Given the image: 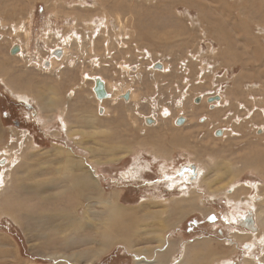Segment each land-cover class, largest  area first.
<instances>
[{
    "label": "rangeland",
    "instance_id": "obj_1",
    "mask_svg": "<svg viewBox=\"0 0 264 264\" xmlns=\"http://www.w3.org/2000/svg\"><path fill=\"white\" fill-rule=\"evenodd\" d=\"M3 157L0 264H145L160 229L162 264H264V0H0ZM82 170L130 234L91 220L106 205L76 197ZM72 208L89 226L56 227Z\"/></svg>",
    "mask_w": 264,
    "mask_h": 264
},
{
    "label": "bare ground",
    "instance_id": "obj_2",
    "mask_svg": "<svg viewBox=\"0 0 264 264\" xmlns=\"http://www.w3.org/2000/svg\"><path fill=\"white\" fill-rule=\"evenodd\" d=\"M11 50H12V52L13 53H15L16 51H20V46L19 45H17V46H13L12 48H11ZM63 54H65V50L64 49H61V48H59V47H56L53 51H52V55H54L55 57H61ZM42 65L44 66V67H48L49 68V66H53V61H43V63H42ZM157 67V66H156ZM158 68H160V65H159V67ZM91 77V76H90ZM93 78V80L95 79V82H94V84L92 85V90H93V93H94V95H95V97L97 96L96 95V91H95V85H96V83L100 80L102 83H103V87H104V90H105V93H106V95L109 97L110 96V93H109V90L107 89L108 87H107V85H106V83H105V81L100 77V76H95V77H92ZM118 94H120L125 100H127V99H130L131 97H132V93L131 92H127V91H125V92H121V93H118ZM106 95L104 96V97H99L100 98V100L101 99H104V98H106ZM97 98V97H96ZM99 98H97V99H99ZM219 98V97H218ZM218 98H216V100H218ZM199 100V99H198ZM52 104H53V102H52ZM98 106H101L99 109H101V112H103V110H104V108L102 107V105H98ZM214 106V105H213ZM179 118V117H178ZM183 118V117H182ZM151 120V119H150ZM219 133H221V130L219 131ZM215 134H216V132H215ZM1 162H3V163H7V162H11V159L10 158H6V157H3V158H1V160H0ZM12 163V162H11ZM74 166V165H73ZM76 167H78V165L76 164L75 165ZM191 167L193 166V165H190ZM189 166V167H190ZM194 169H193V171H192V173L191 172H189L188 170H184V172H182V179L183 180H185V181H187V180H191L192 179V177L193 176H195L196 174H197V168L196 167H193ZM199 171L200 170H198V174H199ZM74 173L75 172H73V174L72 175H74ZM76 173H78V182H79V184H78V186H80V189L79 188H77L78 189V194H76V197H78L79 199L80 198H85V199H88V200H90L91 201V199H92V202L91 203H93L94 201H93V199H96L95 200V202L94 203H103V205H106L104 208H103V210H104V212H100V210H99V212H97V213H93V215H92V218H91V220H93V219H96V220H100V223H101V221H102V223L104 224V227L107 229V230H109L110 228L111 229H113L114 230V233H115V231H116V233H118V234H120V233H122L124 236H126L127 234H130L131 233V226H130V224L128 223V221H127V215H129L128 214V211L127 210H124V208H122V206L120 207L118 204H116V202L115 203H113V202H111L110 200H108V199H106V198H103V196L101 197V191H97V190H99V188L98 187H95L96 185L93 183V181L91 180V179H89L88 177H87V175L84 173V170H82V171H78V172H76ZM121 177H124V176H129V175H133V171L130 169L129 170V168L128 169H126L125 171H123L121 174ZM76 176V175H75ZM75 176H72V178H71V182H72V184L71 185H73L74 184V180L75 179H73V178H76ZM132 177H135V176H132ZM64 178H66V177H64ZM60 180H64V179H60ZM66 181V180H65ZM68 181V180H67ZM70 182V181H69ZM77 184V183H76ZM76 184H74V186L76 185ZM95 185V186H94ZM97 188V189H96ZM68 189H71V187L70 188H68ZM85 189H90V190H92L93 191V195L91 194L90 195V193H85ZM63 190V189H62ZM94 190H96V192H94ZM36 192V191H35ZM71 192H73V191H71ZM76 192V193H77ZM71 195H72V193H70ZM73 197H75V196H73ZM252 199H254V200H257V199H260V196H258V195H255V196H253V198ZM83 202V201H82ZM79 204H80V202H78ZM190 206V205H189ZM0 210H1V212H9V211H7V210H11V209H9L8 207H4V208H0ZM63 210V209H62ZM157 211V210H156ZM249 211V210H248ZM84 215H86L87 214V211H85L84 210ZM56 214H57V216H58V219H59V223L58 224H56L55 226L56 227H58V226H60V227H62V225H64V226H69V227H71V228H73L74 230L76 229L77 230V228H79V227H81L82 225L85 227V225H86V223H84V220H85V218L83 219V215L81 216V215H78V209H76V208H72L71 210H67V211H61V210H56ZM90 215V213L88 214V216ZM250 215H251V213H250ZM248 216L249 217V219L248 220H246L247 218H245V219H243V220H241L242 218V216L240 217L241 219L239 220V222L241 223V225H243V226H245V227H254L255 228V230H256V227H255V225L257 224H255L254 225V223H255V221L256 220H254V218H253V216L251 215V216ZM87 216V215H86ZM157 216V215H156ZM245 216V215H244ZM129 217H130V215H129ZM132 217H133V215H132ZM42 218V217H41ZM88 218V217H87ZM138 218V217H137ZM52 219V218H51ZM54 220V219H53ZM86 221H87V219H86ZM137 221V220H136ZM252 221V222H251ZM96 222V221H95ZM238 222V221H237ZM236 222V223H237ZM94 223V222H93ZM133 224V223H132ZM252 224L254 225V226H252ZM134 225V224H133ZM86 226H89V225H86ZM100 226V225H99ZM98 226V227H99ZM52 227H53V225H52ZM60 227L57 229V230H59L60 229ZM65 227V228H66ZM101 227V226H100ZM110 227V228H109ZM134 227V226H133ZM95 228V227H94ZM55 229V228H54ZM73 229H71L72 231H74ZM56 230V231H57ZM66 230V229H65ZM64 230V231H65ZM67 230H68V227H67ZM97 230H98V228H97ZM135 230H136V228H135ZM134 230V231H135ZM63 231V232H64ZM112 231V230H111ZM251 231V230H250ZM61 232V231H60ZM75 232V231H74ZM155 232V231H154ZM157 232H159V237H157L156 239H157V242L158 243H162V246H159V247H154V248H156V249H154V252H153V249H151L152 250V254H153V256H154V258H152V255H151V257H147V256H145L143 253H146L147 251H142V250H137V252L135 251V253H137V254H139L138 256V259L140 260V258H141V260H143L144 262H145V264H151V263H149V262H154L153 264H162V260L165 262V260L167 259H165L164 260V258H165V252L163 253V246L166 244L165 243V240H164V237H162L161 235H162V231H161V229L160 230H158ZM105 233H107L106 231H105ZM115 233V234H116ZM96 234V233H95ZM102 234H104V231H103V233ZM126 234V235H125ZM98 235H99V232H98ZM106 235V234H105ZM109 235V234H108ZM106 235V236H104L105 238L104 239H102L103 241H102V249L101 250H99V249H97V250H94V251H92L91 253H90V259H93V258H96L97 257V255L98 254H100V253H102L103 251L105 252V251H107L108 250V248L110 247V245L111 244H114L115 242H114V239L116 238L115 237V235ZM96 236H97V234H96ZM95 236V237H96ZM100 236V235H99ZM108 236V237H107ZM158 236V235H157ZM89 237V236H88ZM94 237V238H95ZM93 238V239H94ZM98 238V237H97ZM120 238V237H119ZM84 240H85V238H84ZM86 240H88V238L86 239ZM85 240V241H86ZM64 241V240H63ZM99 241H100V239H99ZM120 241H122L123 243H125V245L126 246H129V248L131 249V242L130 241H128L127 240V238H121L120 239ZM119 241V242H120ZM163 241H164V245H163ZM247 246L249 247V245L247 244ZM158 248V249H157ZM166 248H169V247H166ZM165 248V249H166ZM93 249V248H92ZM88 250V249H87ZM157 251V252H156ZM170 251V250H169ZM186 251V250H185ZM190 251V250H189ZM188 251V252H189ZM78 252V251H77ZM86 252V251H85ZM171 252V251H170ZM169 252V253H170ZM187 252V253H188ZM86 253H89V252H86ZM150 253V252H149ZM173 253V252H172ZM171 253V254H172ZM202 253V251H201V249L200 248H198V247H194L193 249L191 248V252L189 253L190 255H192V256H194L195 258H196V256L197 255H199V254H201ZM75 254V253H74ZM151 254V253H150ZM164 254V255H163ZM168 253H166V255H167ZM140 255H142V257H140ZM75 256V255H74ZM137 256V255H136ZM149 256V255H148ZM200 256V255H199ZM215 256V255H214ZM168 257H169V255H168ZM75 258L77 259V258H79V255H77V256H75ZM185 258V257H184ZM188 258H190V257H188ZM186 259V258H185ZM140 260V261H141ZM184 260V259H183ZM170 261V260H169ZM138 262V261H137ZM187 262V261H186ZM185 261H182L181 262V264H185L186 263ZM140 262H138L137 264H139ZM167 263V262H166ZM188 263V262H187Z\"/></svg>",
    "mask_w": 264,
    "mask_h": 264
},
{
    "label": "water",
    "instance_id": "obj_3",
    "mask_svg": "<svg viewBox=\"0 0 264 264\" xmlns=\"http://www.w3.org/2000/svg\"><path fill=\"white\" fill-rule=\"evenodd\" d=\"M11 53H13L12 52V50H11ZM159 63H157V64H155V66H157L156 68H158L159 67ZM95 91H96V97L97 98H99V97H104L105 95H106V93H105V90H104V87H103V83L99 80L97 83H96V85H95ZM219 96L218 95H215V96H211V97H208L207 98V100L208 101H212V100H216V98H218ZM100 99V98H99ZM196 102L198 101V98H196V100H195ZM100 111H101V109H99ZM149 121H151V120H149ZM183 121H184V119L181 117V116H179V118H177L176 119V123L177 124H181V123H183ZM216 135H219V131H217L216 132ZM193 166L191 167V170L193 171ZM249 213H251L250 211H249ZM214 217V216H213ZM212 217V218H213ZM211 218V219H212ZM252 222V221H251ZM249 230H251V231H255V228L254 227H247Z\"/></svg>",
    "mask_w": 264,
    "mask_h": 264
},
{
    "label": "flooded vegetation",
    "instance_id": "obj_4",
    "mask_svg": "<svg viewBox=\"0 0 264 264\" xmlns=\"http://www.w3.org/2000/svg\"><path fill=\"white\" fill-rule=\"evenodd\" d=\"M189 169H190V171H191V166L189 167ZM251 212V211H250ZM252 214V213H251ZM250 215V213H249V211H246V213H245V216H244V218H247L246 220H248L249 219V216ZM251 216V215H250ZM188 219V218H187ZM187 219L184 221V222H186L187 221ZM209 220L211 219V217L210 218H208ZM213 219H215V218H212V220ZM239 224V223H238ZM239 226H243V225H241V223L239 224ZM243 229L244 230H246V227L245 226H243ZM108 257H107V259H106V261L109 259L110 261L108 262V264H110V263H113L114 261H115V256H116V254L114 255V256H111V255H107ZM119 263H122L123 264V262H121V261H119Z\"/></svg>",
    "mask_w": 264,
    "mask_h": 264
}]
</instances>
